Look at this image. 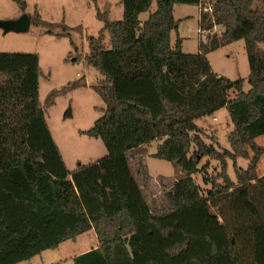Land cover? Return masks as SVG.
I'll return each mask as SVG.
<instances>
[{
  "label": "trees",
  "instance_id": "obj_1",
  "mask_svg": "<svg viewBox=\"0 0 264 264\" xmlns=\"http://www.w3.org/2000/svg\"><path fill=\"white\" fill-rule=\"evenodd\" d=\"M153 1L121 0L120 20L98 11L103 28L88 38L84 58L104 75L91 87L106 107L91 128L79 132L102 139L108 154L73 171L46 111L57 96L87 86L86 77L51 90L42 101L38 53L0 52V264L30 260L89 230L100 246L75 256V264H264V174L257 171L264 153L257 143L264 134V0H213L212 12L200 13L201 33L208 35L197 53L183 51L180 37L172 44L171 32L180 23L174 5L204 0H156V10L141 22ZM30 17L49 31L62 29L58 36L83 31L46 21L37 10ZM217 25L224 26L221 37L209 34ZM239 40L249 61L248 91L244 78L217 74L207 57ZM225 107L233 150L220 152L205 143L196 121ZM155 140L160 143L154 157L185 173L159 209L148 204L127 156ZM204 156L219 160L223 169L224 183L213 184L207 195L193 177ZM238 157L250 160L246 168L237 165ZM227 159L237 182L227 173ZM209 200L218 209L215 225Z\"/></svg>",
  "mask_w": 264,
  "mask_h": 264
},
{
  "label": "rangeland",
  "instance_id": "obj_2",
  "mask_svg": "<svg viewBox=\"0 0 264 264\" xmlns=\"http://www.w3.org/2000/svg\"><path fill=\"white\" fill-rule=\"evenodd\" d=\"M23 1L26 3L25 9L16 0H0V20H18L24 14L33 15L37 10L42 19L46 21L64 22L70 27L82 26L83 28L82 32L71 30L63 36H58V33L63 32L62 29L56 28L49 31L46 27L34 23L25 31L5 32L0 27V52L38 53L42 69L39 88L42 101L46 99L51 90L61 88L68 82L82 76L87 78V86L57 96L55 103L46 111V119L52 136L61 150L67 168L72 171L79 164H89L108 154L102 139L89 137L79 132L91 128L94 122L103 115L100 108L106 107L104 100L91 87L92 84H99L104 79V75L94 66L89 65L84 56L90 52L88 38L98 36L103 28L104 22L98 17V11H109L110 19L120 20L123 17V6L120 0ZM257 3L260 1L257 0ZM184 6L189 8L193 15L191 21L197 20L198 7L189 4ZM156 8L157 2L154 0L151 9L144 13L140 19L146 18ZM175 15L178 20L182 19L180 18L182 17L181 7H176ZM180 21H184V19ZM183 24V28H186L187 25ZM192 28L187 30L193 34L189 43L196 45L197 35ZM220 28L215 31L214 27L209 34L216 32L220 36L218 32L221 30ZM201 34L206 39L208 32L203 31ZM72 42L76 46H73ZM105 44L110 47L108 36L105 39ZM188 49L193 48L189 47ZM207 57L211 60L217 73L231 79L244 78V90L248 91L251 88L247 81L249 61L244 40L216 49L207 54ZM234 96L235 92L231 90L230 97L233 98ZM69 106L71 107V116L65 117ZM196 123L201 129V136L207 145H214L220 152H223L224 149L233 150L228 139L233 130V123L226 107L213 115L198 119ZM257 143L264 147V134L257 137ZM158 144L159 141L155 140L127 152L130 167L142 187L148 204L153 209H159L166 202V192L178 179L185 176V173L179 167L174 166L172 162L154 157L153 153L157 151ZM249 154L252 157L254 152L249 150ZM227 160V173L231 180L237 182L233 160ZM249 161L246 158L238 157L237 165L246 168ZM199 169L193 177L205 195L213 188V184L224 183L221 177L223 169L219 160L211 156H204L199 164ZM257 171L258 174L264 173V153L259 159ZM207 212L210 223L215 225L216 221L213 216H218V209L212 206L210 200L208 201ZM218 220L222 223L219 217ZM225 231L223 230L224 234H226ZM95 236L94 231H92L82 234L77 238V241L68 240L61 247L63 259L62 261L58 259V263L75 264L71 256L80 253L85 248L92 247L96 242ZM49 252L56 254L58 251ZM17 264H29V261H22Z\"/></svg>",
  "mask_w": 264,
  "mask_h": 264
},
{
  "label": "crops",
  "instance_id": "obj_3",
  "mask_svg": "<svg viewBox=\"0 0 264 264\" xmlns=\"http://www.w3.org/2000/svg\"><path fill=\"white\" fill-rule=\"evenodd\" d=\"M120 3H121V0H120ZM122 4V3H121ZM185 4H175L174 5V16L176 19H178L175 15V11H176V7H181V14H182V19L180 20H183L184 21H180L179 23V27L177 30H173L171 32V41H172V44H175L176 40L178 37H180L182 39V48H183V51L187 52V53H197L200 51V39L203 38V35L201 34V30H200V13H201V9H200V6L199 5H196L198 8H197V20L195 21H191L192 20V13L190 12L189 8H186V6H184ZM123 6V4H122ZM148 12V11H147ZM151 12H154V11H151ZM150 12V13H151ZM108 13H110L108 11ZM123 13H124V9H123ZM146 13V12H143L140 14V18L141 16ZM150 13L148 14V16L144 19H140L141 22H144L146 21L148 18H149V15ZM110 18V17H109ZM112 20V19H111ZM183 23H185L186 28H183ZM182 25V26H181ZM193 27V28H192ZM221 27L218 32L220 33V36H222L223 32H224V26L223 25H217L215 26V31L218 30V28ZM193 29V32L195 31V35H197V44L194 45L192 43H189L190 42V38L193 37V34L189 33L190 31H187V30H190V29ZM213 34H216L213 33ZM218 35V34H217ZM219 36V37H220ZM205 39V38H204ZM240 41V40H239ZM237 42V41H235ZM235 42H232V43H235ZM232 43H228V44H225V45H222L221 47H219L218 49L222 48V47H226V46H229V44H232ZM189 47L193 48V49H188ZM195 48V49H194ZM217 49V50H218ZM212 52V51H211ZM210 53V52H209ZM208 53V54H209ZM228 55V54H227ZM211 65H212V68H213V64L211 62V60L209 59ZM213 70L215 71V69L213 68ZM216 72V71H215ZM217 73V72H216ZM219 75H221L220 73H217ZM87 79V78H86ZM88 83V81H87ZM93 85V84H92ZM81 88V87H80ZM160 143V142H159ZM158 146V145H157ZM155 153V152H154ZM153 153V154H154ZM71 171V170H70ZM73 171V170H72ZM264 174V173H263ZM263 174H259L260 176H262ZM94 230H89L85 233H88V232H92ZM95 233V237H96V242L94 243V245L92 247H88V248H85L84 250H82L80 253H76V255H73L71 256L73 261H74V257L79 255V254H82L84 252H87L91 249H94V248H98L100 246V240L96 234V232L94 231ZM84 234V233H83ZM82 235V234H81ZM79 235V236H81ZM77 236L76 238H74V241H77L78 237ZM70 240V239H69ZM68 240L64 241L63 243H61L57 248L55 249H49V250H45L43 251L42 253L38 254V255H35L34 257H32L30 260H27L29 261V264H59L58 262L59 261H62L63 259V252H61V247L62 245H64ZM49 251H58L55 253H50ZM57 258V259H56ZM59 259V261H58Z\"/></svg>",
  "mask_w": 264,
  "mask_h": 264
},
{
  "label": "water",
  "instance_id": "obj_4",
  "mask_svg": "<svg viewBox=\"0 0 264 264\" xmlns=\"http://www.w3.org/2000/svg\"><path fill=\"white\" fill-rule=\"evenodd\" d=\"M31 24V17L28 14H24L18 20H0V27H2L5 32L25 31L30 28Z\"/></svg>",
  "mask_w": 264,
  "mask_h": 264
},
{
  "label": "built area",
  "instance_id": "obj_5",
  "mask_svg": "<svg viewBox=\"0 0 264 264\" xmlns=\"http://www.w3.org/2000/svg\"><path fill=\"white\" fill-rule=\"evenodd\" d=\"M201 10H204L205 12H212L213 10V0H204V2L199 5ZM217 119V117H215ZM52 264V263H50Z\"/></svg>",
  "mask_w": 264,
  "mask_h": 264
}]
</instances>
